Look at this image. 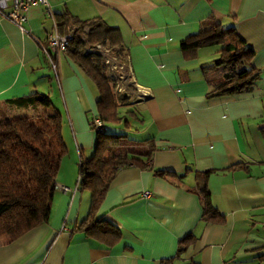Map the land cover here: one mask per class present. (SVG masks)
I'll return each mask as SVG.
<instances>
[{
    "label": "crops",
    "instance_id": "obj_1",
    "mask_svg": "<svg viewBox=\"0 0 264 264\" xmlns=\"http://www.w3.org/2000/svg\"><path fill=\"white\" fill-rule=\"evenodd\" d=\"M63 12L119 27L134 93L123 92L140 121L121 131L130 139L125 144L143 149L152 138V166L173 171L118 170L98 208L122 231L112 246L72 229L90 203L77 166L93 152L90 118L99 93L66 52L51 49L56 72L46 59L48 33ZM26 15L21 25L0 15V119L23 112L8 99L48 93L47 111L60 113L71 157L61 161L48 220L13 240L1 237L0 264H264V0H48ZM216 24H234L254 49L260 75L252 89L208 97L207 79H217L201 68L205 47L183 55L180 39ZM204 171L222 215L216 219L201 218ZM189 231L195 238L176 255Z\"/></svg>",
    "mask_w": 264,
    "mask_h": 264
},
{
    "label": "trees",
    "instance_id": "obj_2",
    "mask_svg": "<svg viewBox=\"0 0 264 264\" xmlns=\"http://www.w3.org/2000/svg\"><path fill=\"white\" fill-rule=\"evenodd\" d=\"M55 22L59 32H72L64 52L95 83L99 93L97 114L104 124L102 130H95L92 154L78 163V184L89 191L90 203L87 214L72 229L112 246L121 238L122 231L104 214L98 213V208L118 170L134 165L151 169L159 176L173 174V171L152 166L151 154L155 148L152 138L144 140L145 148L137 149L122 142L127 136L125 132L109 131L106 127V122H123L125 130L131 128L130 120L124 118L120 107L133 104L134 100L130 94L117 90L103 56L96 50H88V46L101 43L117 62L127 64L128 48L119 27L108 24L101 17L80 19L67 12L56 14ZM214 44L219 45L218 57L203 63L201 68L206 73L224 65L225 70L217 81L207 79L206 95H230L252 89L260 70L251 63L254 49L245 43L234 24L201 28L180 39V48L186 58L195 57L198 48ZM50 52V48L45 47V55ZM8 101L29 110L28 114L0 119V238L13 240L48 220L49 204L66 145L60 113L47 111V107L52 106L48 93L33 91ZM135 109L131 106L126 112ZM90 125L93 129L91 122ZM207 172L204 171V177L201 175L198 194L201 218L209 220L222 215L210 200L205 182ZM194 238L191 231L180 237L176 255Z\"/></svg>",
    "mask_w": 264,
    "mask_h": 264
},
{
    "label": "built area",
    "instance_id": "obj_3",
    "mask_svg": "<svg viewBox=\"0 0 264 264\" xmlns=\"http://www.w3.org/2000/svg\"><path fill=\"white\" fill-rule=\"evenodd\" d=\"M36 4L47 6L48 0H0V15L4 18L9 19L10 21H13L17 25H21L23 21L26 20V12L29 7ZM84 30H87V27H85ZM71 37V31L61 33L57 30L56 27H54V29L50 33H48V47L50 48V51L51 49L64 51ZM88 50H96L100 52L104 58V62L106 63L108 70L113 71L114 69L122 67L124 71L128 72L126 64L118 65L115 57L109 54L106 47L101 43H96L95 45L88 46ZM46 55L50 66L52 67L53 71L56 72V67L54 60L52 59L51 52L46 53ZM122 77L123 76L120 75L118 80L121 81ZM90 122L93 125L94 130H102L104 128L103 121L98 114H94L90 118ZM58 187L64 191L68 190V186L64 184H60L58 185ZM144 194L147 195L148 191H144Z\"/></svg>",
    "mask_w": 264,
    "mask_h": 264
},
{
    "label": "rangeland",
    "instance_id": "obj_4",
    "mask_svg": "<svg viewBox=\"0 0 264 264\" xmlns=\"http://www.w3.org/2000/svg\"><path fill=\"white\" fill-rule=\"evenodd\" d=\"M223 26H226V25H223ZM218 48H219V45H217V44L210 45V46H205V50L202 52L201 55L203 57L208 58L207 59L208 61H211V60H213V59H215V58L218 57V55H219V53L217 52V49ZM117 64L118 65H120V64L121 65H125L124 63H119V62H117ZM224 70H225V66L224 65H218V66H216L215 68L212 69V71L210 72V75L212 77H214V79H217L218 80L221 77V74H222V72ZM107 71H108L110 77L115 81L117 90H119V91H124V90L126 91V90H128L131 94L134 93L132 87L130 86L131 85V80H130V78H128V75H127L128 72L127 71H124L122 67L121 68L114 69L113 71H110V70H107ZM120 75L123 76L121 78V81L118 80L119 77H120ZM130 98H131V96H130ZM127 108H128V106H126V105L124 107L121 106L120 107V112H121V114L124 115V118L125 119H129L130 120L131 127H135L136 128L140 124V121H139V118H138L139 117V112L136 109L133 110V112H126ZM22 111L23 112H21L20 114H28V112H29V110L27 108H23ZM134 114L137 115L136 116V120L134 119ZM114 125L115 124L106 122V127H107V129L109 131L111 130L110 127L111 126H114ZM116 127H118V128H116L115 131L120 132V131L124 130V128H123V122H121L119 124H116ZM93 132H94V136H95L94 137V143H95V140H96V132H95L94 129H93ZM62 136H63V140H64L65 145H66V153L63 154V156L61 157V161H62V159L64 157H65L64 160L65 159H69L71 157V155H69L70 148L68 150V146H70V144L68 142V139H67V137H66L65 134L64 135L62 134ZM132 136L134 137V135H132ZM137 136L138 135H135L134 139L137 140V138H136ZM129 141H130V139H125V138L122 139V142H129ZM139 141L141 142V140H139ZM94 143H93V145H94ZM71 151L72 152L75 151V158L78 157L77 151H76L75 147L74 148L72 147ZM61 161H60V164H61ZM59 168H60V166H59ZM77 169H78V166H77Z\"/></svg>",
    "mask_w": 264,
    "mask_h": 264
}]
</instances>
